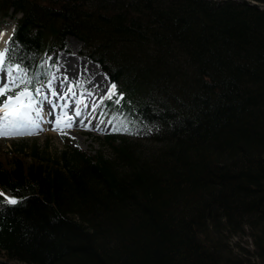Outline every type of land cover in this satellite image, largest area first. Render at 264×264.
<instances>
[{
  "label": "trees",
  "instance_id": "1",
  "mask_svg": "<svg viewBox=\"0 0 264 264\" xmlns=\"http://www.w3.org/2000/svg\"><path fill=\"white\" fill-rule=\"evenodd\" d=\"M10 8L23 14L7 55L38 68L78 37L133 131L93 153L21 143L0 161V190L19 198L0 195V264H264V0H0Z\"/></svg>",
  "mask_w": 264,
  "mask_h": 264
},
{
  "label": "rangeland",
  "instance_id": "2",
  "mask_svg": "<svg viewBox=\"0 0 264 264\" xmlns=\"http://www.w3.org/2000/svg\"><path fill=\"white\" fill-rule=\"evenodd\" d=\"M19 17V13L5 17L0 14V27L2 26L0 28V32H2V30L4 31L8 29L7 27L10 25L13 27L17 23ZM63 42V46L52 48L50 51L45 52L42 58L44 59L45 56L50 57L51 63H58L60 65L59 69L57 70L58 72L56 73L58 80L54 82L55 85L53 84V88L56 93L59 94L60 92L61 94H59V97L53 96L52 90L47 88L45 82L43 81L41 83V91L47 94V99H44L42 105L38 106L42 107V111L43 108L45 111H48L49 116L53 113V116H55L53 117L54 120L56 117H58L60 112L61 114L64 113L61 108L62 104H67V111L69 112L70 107H68V99L70 97H79L82 95L83 97L90 99L88 107L86 108V112L89 117H85V115L82 116L83 123L72 124L71 127L63 126V121L61 118L60 125L58 126L51 125L50 119H47L49 123H46L43 118L42 126L39 128L29 130L28 132L18 131L14 134L0 135V161L6 163L9 156L12 157L21 153V150H19L21 143L23 144V147H25V152H27V154H30L31 146L35 143L39 147L40 151L44 150L46 152V150H48L49 152L55 153L56 151H60L65 147L66 139L78 143L82 149L93 153L101 148L99 136L111 131L113 127V120L111 118H107V114H105L103 111V100L108 96V89L112 85L110 75L108 74L102 62L101 63L103 66L99 64L98 60L95 61L84 53L83 46L77 37L68 35L64 38ZM68 60H71L72 63L70 62L69 64ZM63 62L66 65H64ZM71 64L72 67H70ZM90 71L92 72V75L90 74ZM67 72L68 75L69 72L70 74L73 72L75 78H70V76L67 75ZM64 74L67 75L68 80L63 79ZM61 80L63 83H60ZM75 81H79V84H77L75 87H70V82ZM56 97H58V99H56ZM1 98L5 99L6 96L0 97V101ZM53 102L56 104V111L50 112L52 109L51 104ZM92 104H95L96 107L92 108ZM73 106L76 109V102L73 103ZM79 107L80 109L83 108L82 101L80 102ZM57 108H60L61 110H57ZM65 116L67 117L68 114ZM85 121L87 122L86 125H84ZM243 242H245L247 247H249L251 250L255 248L249 238H244Z\"/></svg>",
  "mask_w": 264,
  "mask_h": 264
},
{
  "label": "snow or ice",
  "instance_id": "3",
  "mask_svg": "<svg viewBox=\"0 0 264 264\" xmlns=\"http://www.w3.org/2000/svg\"><path fill=\"white\" fill-rule=\"evenodd\" d=\"M10 51L16 52L17 50H0V73H6L5 76H0V97L6 96L5 99L0 101V112H2V115H0V135L14 134L18 131L32 130L42 126L44 114L42 107L38 105H42L43 100L47 99V94L41 91V80L45 82L47 88L52 90L53 96H59L53 88L54 82L58 80L56 74L60 67L58 63H51V58L45 56L37 68L31 60L21 57L19 54L7 55ZM21 60H23V63L17 62ZM63 79H68L66 74H64ZM60 83H63V81L61 80ZM77 84H79V81L70 82V87H75ZM115 89L116 85L113 83L107 92L109 98H112L113 95L124 96L123 92H114ZM12 90H15L14 94H9ZM81 101H85V97L81 96L76 101L77 115L81 114L79 107ZM87 107L88 105L85 102V108ZM91 107L95 108L96 105L92 104ZM51 108H56L55 102L51 104ZM61 108L67 115V104H62ZM56 123L60 125L59 116ZM63 126H72L70 115L63 120ZM113 130L127 131L128 129L125 126L121 128L114 127ZM0 195L5 197L7 203H18L19 198L17 196H9L3 193L2 190H0Z\"/></svg>",
  "mask_w": 264,
  "mask_h": 264
},
{
  "label": "bare ground",
  "instance_id": "4",
  "mask_svg": "<svg viewBox=\"0 0 264 264\" xmlns=\"http://www.w3.org/2000/svg\"><path fill=\"white\" fill-rule=\"evenodd\" d=\"M8 29H6V30H2V32H0V50H4V48H5V46H6V42H7V39H8V37L10 36V34H11V31H12V29H13V27H11V25L10 26H8L7 27ZM70 62L72 63V61L71 60H68V63L70 64ZM63 64H64V62H63ZM64 65H66V64H64ZM68 66V65H67ZM76 66H77V64H76ZM70 67H72V64L70 65ZM77 69V68H76ZM81 69V68H80ZM83 70V69H82ZM90 70V69H89ZM86 71V70H85ZM58 72V71H57ZM79 73V72H78ZM92 72L90 71V74H91ZM89 74V73H88ZM6 74L4 73H0V76H5ZM67 75H68V72H67ZM92 75V74H91ZM68 76H70V78H72V77H74L75 78V75L73 74V72L70 74V72H69V75ZM92 77V76H91ZM94 77V76H93ZM97 77V76H96ZM68 80V79H67ZM75 80V79H74ZM95 80H96V78H95ZM73 81V80H72ZM90 83V82H89ZM94 84V83H93ZM55 85V84H54ZM90 85V84H89ZM58 86V85H57ZM59 87V86H58ZM56 89H58L57 87H55ZM65 88V87H64ZM94 88V87H93ZM62 92V91H61ZM63 92H64V90H63ZM59 94H61L60 92H59ZM66 95V94H65ZM82 96V95H81ZM81 96H79V97H77V96H75V97H70L69 99H68V107H73V103L74 102H76L77 100H79V98L81 97ZM59 97V96H58ZM58 97H56V99H58ZM89 101H90V99H87V98H85V101H83L84 102V106H83V108L81 109V114L82 115H77L76 113H74V114H72V109H70L69 108V112L67 113L68 115H70L71 117H72V124H79L78 123V120L83 116V115H85L86 114V108H85V102L87 103V105L89 104ZM57 110H59V108H57ZM43 118H44V120L46 121V123H47V119L49 118L50 119V124L51 125H57V123H56V121H57V118L58 117H56V119H54L53 120V117H55V116H53V113L49 116V113H48V111H45V109L43 108ZM52 111H56L55 109H51V111L50 112H52ZM0 115H2V112H0ZM58 116H59V118H61V119H63L64 118V116H65V113H62L61 114V112L58 114ZM45 123V124H46ZM58 126V125H57ZM62 127V126H61ZM25 132H28L29 130H24Z\"/></svg>",
  "mask_w": 264,
  "mask_h": 264
}]
</instances>
